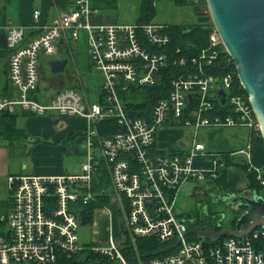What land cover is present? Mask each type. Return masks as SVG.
<instances>
[{
	"label": "built area",
	"instance_id": "2783aa9c",
	"mask_svg": "<svg viewBox=\"0 0 264 264\" xmlns=\"http://www.w3.org/2000/svg\"><path fill=\"white\" fill-rule=\"evenodd\" d=\"M93 1L74 0L71 7L57 10L48 23H40L41 13L35 9L31 26L10 22L4 26L7 76L13 95H0V113L84 118L87 154L77 174L9 176L10 208L0 214L4 226L0 264H54L59 254L69 257L82 250L114 258L118 264H264L263 227L241 237L226 235L211 242L197 235L191 239L195 234L186 233L194 219L173 215L182 184L203 182L212 187L225 168L219 154L210 153L198 141L201 130L222 128L241 133V151L249 159L252 138L259 132L247 95L231 93L233 76L209 72L218 60L232 62L216 29L212 26L207 46L197 55H182L179 48H170L169 21L98 23L93 18L101 14ZM27 29L31 36L26 35ZM81 34L89 66L102 76L96 101H89L76 73L78 86H59L54 94L40 95L43 64L39 58L70 49ZM170 66L181 67L182 72H170ZM167 74L166 98L157 100L146 116L132 115L122 95L158 85ZM219 91L225 93L224 103ZM217 102L226 103L230 113L217 114ZM107 120L114 121L119 130L101 135L98 124ZM166 125L189 130L191 139L185 151L156 150L157 133ZM205 157L211 161L206 166L201 160ZM100 168L111 192L102 209L110 215V205L115 203L120 238L115 241L89 224L96 245H82L79 204L97 200L93 178ZM257 179L264 185L259 172ZM138 237L155 238L165 246V253L143 260L135 251L130 260L123 253L126 242L134 245Z\"/></svg>",
	"mask_w": 264,
	"mask_h": 264
},
{
	"label": "crops",
	"instance_id": "0c3cea01",
	"mask_svg": "<svg viewBox=\"0 0 264 264\" xmlns=\"http://www.w3.org/2000/svg\"><path fill=\"white\" fill-rule=\"evenodd\" d=\"M0 2V95L12 97L13 88L7 76L8 50L5 24L10 22L13 25L31 26L32 11L35 9L41 13L40 23H48L58 9L53 6V0H0ZM93 20L98 23L118 22L116 17L113 18L105 14L94 17ZM30 32L31 29H27L26 35L31 36ZM68 74L66 79L59 77L51 85L59 87L65 86L67 83L70 87L78 86L74 73ZM81 84L87 94L82 80ZM98 84H96L97 91ZM16 120L18 128L24 130L26 136L20 141L11 143L0 139V214L6 213L10 208L9 176L77 174L79 170L69 171L65 164L64 154L68 150L78 151V154L86 160L87 148L83 131L87 122L84 118L18 113ZM50 125L54 132L49 130ZM55 127H58L59 131L55 130ZM67 136L72 138L67 140ZM190 139L188 129L166 125L159 129L155 147L159 152H183L188 148ZM198 141L203 143L210 153H217L220 158L226 156L231 162V165L225 170L223 193L253 194L256 192L248 187L245 173L240 167L249 164L250 160L241 151L243 146L241 133L231 129L205 128L199 132ZM96 210L105 214L102 208ZM97 224L100 225V223H95V228L98 226ZM1 231H3L2 226L0 227Z\"/></svg>",
	"mask_w": 264,
	"mask_h": 264
},
{
	"label": "trees",
	"instance_id": "16d2710c",
	"mask_svg": "<svg viewBox=\"0 0 264 264\" xmlns=\"http://www.w3.org/2000/svg\"><path fill=\"white\" fill-rule=\"evenodd\" d=\"M139 9L138 15L135 19V23H151L155 22L157 16V3L156 0H138ZM166 2L174 5L175 7L191 6L192 11L196 17V20L191 23H171L167 33L170 36V48L173 51L176 48L180 49V54H187L188 56H194L199 51L207 46L208 35L212 29V22L207 11L205 0H199L196 5L191 4L188 0H165ZM74 4V0H53V6L58 10H65ZM93 7L97 8L99 12L113 11L117 8V0H94ZM31 35V32L29 33ZM170 72L178 74L182 72L181 67L170 66ZM169 72V73H170ZM209 72L221 76L226 73H230L233 76L231 93L242 94L245 93L241 87L235 67L233 63L218 60L214 63V66L209 69ZM170 75V74H169ZM168 74L162 76L160 83L155 86L137 88L130 91L128 94H123L122 99L125 101L127 109L132 115L146 116L150 113L152 106L161 98H166L168 95ZM193 101L188 102L190 104ZM191 106V104H190ZM215 108L217 114L226 116L230 113L228 107L225 104L216 103ZM18 113H0V139L6 140L9 143L20 141L26 136V132L19 129L17 126ZM98 130L101 135H107L108 133H114L119 130L116 123L112 120L98 124ZM70 137V138H69ZM71 139V136H68ZM67 139V140H69ZM200 160V159H199ZM203 165H209L211 163L209 158H202ZM221 160L224 162L225 168L221 169L220 176L212 182L211 189L225 190V170L231 165V162L226 156H223ZM196 164H200L196 161ZM249 166L252 168L249 170ZM245 173V178L250 189L256 192L264 193V185L257 179V174L261 175L264 179V145L260 137V133L257 132L251 141L250 160L249 164L240 166ZM258 169V172L256 171ZM93 190L97 193V200L91 201L86 204H79L80 206V220L83 225H88L92 221V215L95 209L103 208L108 205L110 199V189L108 179L103 168H100L98 173L93 178ZM197 204L206 209L194 215L188 213L185 216L194 217V221L190 224V228L204 223L212 222L214 212L211 204L205 202L204 199H197ZM203 210V211H202ZM1 227V223H0ZM190 238H197L196 235H191ZM165 246L160 244L155 238L152 237H138L135 239L134 245L130 241L126 242L123 253L128 256L130 260L133 259L134 252L143 260H147L151 257H158L164 254ZM80 254H85L84 259H80ZM54 264H118L116 259L101 256L95 254L89 250H82L67 257L64 254H59L57 261Z\"/></svg>",
	"mask_w": 264,
	"mask_h": 264
},
{
	"label": "water",
	"instance_id": "95a60500",
	"mask_svg": "<svg viewBox=\"0 0 264 264\" xmlns=\"http://www.w3.org/2000/svg\"><path fill=\"white\" fill-rule=\"evenodd\" d=\"M205 3L211 22L232 59L239 83L253 109L264 145V0H205ZM62 43L63 40L59 39L58 44ZM67 62V58L50 60V72L63 73ZM218 93L221 103H224L225 93ZM213 197L216 201L243 208L234 226L223 227L219 231L209 227L205 230L191 228L186 234H195L215 242L226 235L241 237L258 227L264 228L262 195L228 194Z\"/></svg>",
	"mask_w": 264,
	"mask_h": 264
},
{
	"label": "rangeland",
	"instance_id": "374dc122",
	"mask_svg": "<svg viewBox=\"0 0 264 264\" xmlns=\"http://www.w3.org/2000/svg\"><path fill=\"white\" fill-rule=\"evenodd\" d=\"M1 3V2H0ZM157 3V16L154 19L155 22H171V23H191L196 20V17L192 11L191 6H185L182 8L175 7L174 5L166 2L165 0H158ZM1 5V4H0ZM139 1L138 0H117V8L113 11L100 12V14H105L106 16L116 17L119 23H135V19L138 15ZM57 58H67L68 62L65 71L61 74H52L49 69L48 62ZM41 64L40 74L42 80L40 81L39 94L51 95L56 91V87L52 86L51 83L57 81L59 77L66 79L68 73H76L78 78L82 80L84 87L87 91V97L90 102L96 101V96L98 91L96 89V84L101 81V74L95 70L93 67L89 66L86 41L84 34L80 35V38L76 42H71V48L61 50V53L53 56H43L39 58ZM69 75V74H68ZM71 75V74H70ZM75 77V76H74ZM75 82V81H74ZM68 87L66 83L65 86ZM76 117V116H75ZM49 130L54 132L53 127L50 125ZM55 130L59 131L58 127ZM70 138V137H69ZM67 136V139H69ZM70 140V139H69ZM70 142V141H69ZM14 148H12L13 150ZM76 149V148H74ZM16 150V148H15ZM14 151V150H13ZM64 161L69 171H78L80 166L85 163V158L78 154V151L68 150L64 154ZM213 194L218 195H228L229 193H223L220 189H211L209 185L200 182H186L182 184L178 189V198L175 202L173 209V215L179 217L180 215H185L186 213L194 215L201 212V209L206 211L205 208L197 204V199H204L211 204L214 212V219L212 222L220 221L225 227H231L238 217L242 214L243 208L230 205L225 202H220L212 200L209 198ZM111 214H104L102 211L95 210L92 215L91 225L95 226V223H100L97 229L105 235H111L114 240H119V220L118 215L115 210V203L110 205ZM101 210V209H100ZM202 210V211H203ZM191 218H194L191 216ZM2 229L4 226L2 225ZM79 241L82 245H96L93 242V234L91 226L80 225L79 228ZM85 254H80V259H84Z\"/></svg>",
	"mask_w": 264,
	"mask_h": 264
},
{
	"label": "flooded vegetation",
	"instance_id": "af4514ba",
	"mask_svg": "<svg viewBox=\"0 0 264 264\" xmlns=\"http://www.w3.org/2000/svg\"><path fill=\"white\" fill-rule=\"evenodd\" d=\"M241 194H244V195H247V196L248 195H253V194H257V195L259 194V195H262L264 197V193H262V192H259V193L258 192H254L253 194H248V193H241ZM213 195H216V194H213ZM213 195H211L209 198H211L212 200H216L213 197ZM222 196H224V195H222ZM234 224L231 225V227H233ZM206 227H209V228H212V229H214L216 231H219L221 228H223L225 226L222 225V222L219 223V221H216V222H211V223L210 222H204V223H201V224H198V225L194 226L193 228H197V229L203 228L205 230Z\"/></svg>",
	"mask_w": 264,
	"mask_h": 264
}]
</instances>
